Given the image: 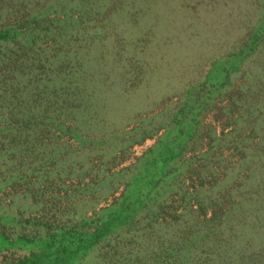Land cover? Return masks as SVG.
<instances>
[{
	"label": "rangeland",
	"instance_id": "1",
	"mask_svg": "<svg viewBox=\"0 0 264 264\" xmlns=\"http://www.w3.org/2000/svg\"><path fill=\"white\" fill-rule=\"evenodd\" d=\"M53 259L264 264V0H0V264Z\"/></svg>",
	"mask_w": 264,
	"mask_h": 264
},
{
	"label": "trees",
	"instance_id": "2",
	"mask_svg": "<svg viewBox=\"0 0 264 264\" xmlns=\"http://www.w3.org/2000/svg\"><path fill=\"white\" fill-rule=\"evenodd\" d=\"M107 226V229H108V225H106ZM106 226H105V228H106ZM68 237H69V232H67L66 234H64V239L63 240H66V239H68ZM96 234H92L91 236H90V239H89V243L91 244L93 241H95L96 240ZM69 254L71 255L72 253H71V250L69 249ZM198 262V261H197ZM53 263H55V264H60L61 263V260H56V259H53ZM200 264V263H199ZM206 264H213V262L210 260V259H207V261H206Z\"/></svg>",
	"mask_w": 264,
	"mask_h": 264
}]
</instances>
